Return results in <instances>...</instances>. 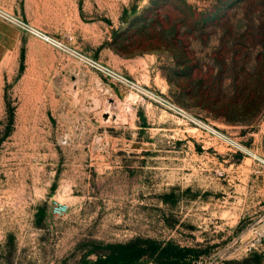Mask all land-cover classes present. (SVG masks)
Masks as SVG:
<instances>
[{
	"label": "rangeland",
	"instance_id": "rangeland-1",
	"mask_svg": "<svg viewBox=\"0 0 264 264\" xmlns=\"http://www.w3.org/2000/svg\"><path fill=\"white\" fill-rule=\"evenodd\" d=\"M49 3L28 21L250 153L27 35L0 61V264H264V0Z\"/></svg>",
	"mask_w": 264,
	"mask_h": 264
},
{
	"label": "built area",
	"instance_id": "built-area-1",
	"mask_svg": "<svg viewBox=\"0 0 264 264\" xmlns=\"http://www.w3.org/2000/svg\"><path fill=\"white\" fill-rule=\"evenodd\" d=\"M0 19L16 27L23 34L32 36L45 42L53 49L61 52L83 67L93 70L104 76L105 78L121 86H124L125 88H128L137 96H145L148 99L152 100L154 103L167 108L186 123L193 124L197 130L203 132L211 140L221 142L222 144H225L227 147H229V149L233 148L234 151L246 152L245 146H243L240 142L236 141L230 136H227L218 128L199 120L198 118L185 111L183 108H180L179 106L173 104L171 101L167 100L155 91L145 88L137 82L129 80L125 75L115 70L111 66L71 46L63 39L48 34L47 32L32 25L27 20L3 9L2 7H0Z\"/></svg>",
	"mask_w": 264,
	"mask_h": 264
},
{
	"label": "crops",
	"instance_id": "crops-1",
	"mask_svg": "<svg viewBox=\"0 0 264 264\" xmlns=\"http://www.w3.org/2000/svg\"><path fill=\"white\" fill-rule=\"evenodd\" d=\"M49 2L50 0H0L1 4H11L10 7L17 12L14 14L27 21L31 19L38 23H41V18L48 11L47 6L51 4ZM51 5H54V3ZM25 36L27 35L16 27L0 19V61L7 54L21 48L25 41Z\"/></svg>",
	"mask_w": 264,
	"mask_h": 264
},
{
	"label": "trees",
	"instance_id": "trees-1",
	"mask_svg": "<svg viewBox=\"0 0 264 264\" xmlns=\"http://www.w3.org/2000/svg\"><path fill=\"white\" fill-rule=\"evenodd\" d=\"M181 257H184V256H181ZM129 262H131L130 258H126V260H122V261H120V262L117 263V264H126V263H129ZM108 264H109V263H108Z\"/></svg>",
	"mask_w": 264,
	"mask_h": 264
},
{
	"label": "bare ground",
	"instance_id": "bare-ground-1",
	"mask_svg": "<svg viewBox=\"0 0 264 264\" xmlns=\"http://www.w3.org/2000/svg\"><path fill=\"white\" fill-rule=\"evenodd\" d=\"M245 151H246L247 153H250V150L247 149V148L245 149ZM253 155H254V154H253ZM258 159L260 160V162L262 161V163H264V158H260V157H259Z\"/></svg>",
	"mask_w": 264,
	"mask_h": 264
}]
</instances>
